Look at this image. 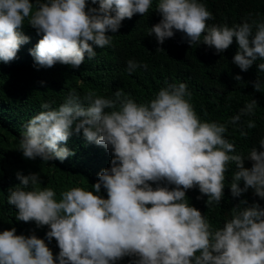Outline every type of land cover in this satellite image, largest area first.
Instances as JSON below:
<instances>
[{
	"label": "clouds",
	"instance_id": "obj_1",
	"mask_svg": "<svg viewBox=\"0 0 264 264\" xmlns=\"http://www.w3.org/2000/svg\"><path fill=\"white\" fill-rule=\"evenodd\" d=\"M152 3L91 0L98 7H89L86 0H0V61L14 60L20 46L29 42L21 31L27 19L42 34L29 50L34 67L60 63L79 68L85 53L88 59L96 56L93 46L111 45L112 35L106 33H116L124 19L145 15ZM155 11L161 19L148 36L154 35L158 44L175 30L190 46L202 43L219 54L235 38L238 50L232 62L241 71L264 61V21L209 27L214 16L201 0H157ZM137 67L147 65L127 61L129 73ZM257 68L264 71V63ZM252 85L259 92L262 82L256 78ZM186 96L191 93L180 82L160 88L146 104L121 90L113 98L88 92L83 101L71 92L58 108L42 104L43 110L23 126L19 151L24 158L63 162L74 152L61 145L82 131L87 142L110 150V167L97 174L93 191L73 187L61 192L59 201L52 188L38 187V173L17 172L20 183L7 198L17 210L15 219L48 226L46 238L55 239L59 253L54 259L43 239L17 235L13 227L0 232V264H116L124 257H133L131 264H264V208L255 202L236 206L231 219L213 229L186 199V191L198 187L207 196L206 205L220 204L230 163L237 169L231 195L253 190L264 199V138L258 142L260 150L251 148L247 157L238 154L225 135L227 122L202 121ZM257 106L251 99L229 123L254 114ZM247 127L256 124L249 120ZM245 160L251 161L250 168ZM101 187L107 198L99 195Z\"/></svg>",
	"mask_w": 264,
	"mask_h": 264
},
{
	"label": "trees",
	"instance_id": "obj_2",
	"mask_svg": "<svg viewBox=\"0 0 264 264\" xmlns=\"http://www.w3.org/2000/svg\"><path fill=\"white\" fill-rule=\"evenodd\" d=\"M156 2L153 0L152 8L145 15L135 14L131 19H124L116 33H106L112 35L111 45L104 48L93 46L96 56L88 59L85 53L84 63L75 69L60 63L51 68L34 67L29 50L34 48L42 34H37L28 25L27 19L24 21L21 31L29 37V42L20 46L14 60L8 63L0 61V232L14 227L17 235L35 234L45 241L55 259L59 248L54 238L51 242L47 240L48 226L37 227L34 222L17 221V210L7 203L10 190L20 183L16 173H38L41 180L38 187L52 188L59 201L60 193L73 187L93 191L91 185L97 182V174L110 167V150L87 142L82 131L74 133L67 144L61 145L74 152L63 162H43L40 158L29 160L19 151L23 126L43 110L41 105L47 103L51 108H58L71 92H75L83 101L88 92L113 98V94L121 90L136 103L146 104L160 88L169 83L183 82L191 93V97L186 96L185 99L189 100L202 121L227 122L225 135L230 142H234L238 154L247 157L251 148L260 150L258 142L264 138V71H259L257 65L264 61L258 59L247 71H241L232 62L238 50L235 38L229 48L219 54L202 43L190 46L184 34L175 30L173 37L158 44L154 35L148 36L150 27L161 19L155 11ZM201 2L214 16L213 20L207 22L209 27L212 24L231 27L245 20L264 21V0ZM86 3L89 7H98V4H91V0H86ZM129 60L136 61L138 65L146 64L147 68L137 67L129 73ZM237 75L241 77L239 81L234 79ZM256 78L262 82L259 92L252 85ZM251 99L258 104L254 114L241 116L235 125L229 123ZM249 120L256 124L255 128L247 127ZM241 132L247 135L242 136ZM244 166L250 168L251 161L245 160ZM236 171V165L230 163L225 173L220 204L206 205L207 196L201 194L198 187L186 191L190 206L199 207L213 229L222 228L225 221L231 219L232 208L236 206L243 208L255 202L264 208V199L256 196L253 190L238 197L231 195L230 181ZM152 186L155 187L154 184ZM240 187H243V181ZM26 190H31V185ZM99 195L107 198L103 187ZM241 201H247V204H241ZM133 259L124 257L116 264H131Z\"/></svg>",
	"mask_w": 264,
	"mask_h": 264
}]
</instances>
